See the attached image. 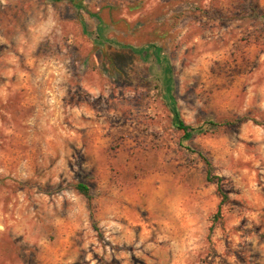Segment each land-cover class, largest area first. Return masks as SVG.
Here are the masks:
<instances>
[{
  "label": "rangeland",
  "instance_id": "1",
  "mask_svg": "<svg viewBox=\"0 0 264 264\" xmlns=\"http://www.w3.org/2000/svg\"><path fill=\"white\" fill-rule=\"evenodd\" d=\"M0 264H264V0H0Z\"/></svg>",
  "mask_w": 264,
  "mask_h": 264
},
{
  "label": "trees",
  "instance_id": "2",
  "mask_svg": "<svg viewBox=\"0 0 264 264\" xmlns=\"http://www.w3.org/2000/svg\"><path fill=\"white\" fill-rule=\"evenodd\" d=\"M56 1H59V0H56ZM81 5H82V1L77 3V6L81 7ZM249 121H252L255 124H258V122L256 120H253L249 117H245V118L240 119V120H235L232 122H225V123L209 122V123H206L205 125L201 126L200 128H194L190 125H187L183 121H179L178 130L182 134V139L187 140V139H191L197 130L202 131L205 128V126H208V131H206V132H210L211 129L212 130H218V129L228 128V127H238L239 125H241L245 122H249ZM200 156L204 160L206 167H207V182L211 183V184L217 183L219 186L218 191H219L220 196L222 198V202L218 208V213L214 217L215 223H217L219 220L222 219V209H223V206L227 202H229V196L222 190V187L220 186L221 179L214 176V167H213L212 163L210 162V160L204 155H200ZM74 188L76 189V191L80 195L84 196L89 201H93L91 188L87 184L81 183V184L76 185Z\"/></svg>",
  "mask_w": 264,
  "mask_h": 264
}]
</instances>
